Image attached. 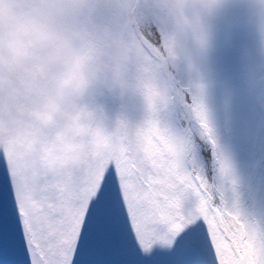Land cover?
<instances>
[{
  "label": "snow or ice",
  "instance_id": "obj_1",
  "mask_svg": "<svg viewBox=\"0 0 264 264\" xmlns=\"http://www.w3.org/2000/svg\"><path fill=\"white\" fill-rule=\"evenodd\" d=\"M255 2L264 38V0ZM223 3L38 0L67 44L91 57L81 103L110 133L109 146L56 163L21 150L22 140L50 132L30 122L26 88L0 76V264H264V229L226 204L195 155L198 136L234 187L221 138L244 87L264 89V67L215 46ZM147 126L171 152L145 154Z\"/></svg>",
  "mask_w": 264,
  "mask_h": 264
},
{
  "label": "clouds",
  "instance_id": "obj_2",
  "mask_svg": "<svg viewBox=\"0 0 264 264\" xmlns=\"http://www.w3.org/2000/svg\"><path fill=\"white\" fill-rule=\"evenodd\" d=\"M38 0H0V76L5 83L18 84L51 63L57 66L52 91L29 109V118L50 135L42 142L22 140L19 148L38 152L56 163L75 158L83 151L104 150L110 133L95 113L82 103L66 106L67 101H81L91 86V57L85 50L67 44L43 12ZM166 138L155 126L141 134V146L148 155L158 136Z\"/></svg>",
  "mask_w": 264,
  "mask_h": 264
},
{
  "label": "rangeland",
  "instance_id": "obj_3",
  "mask_svg": "<svg viewBox=\"0 0 264 264\" xmlns=\"http://www.w3.org/2000/svg\"><path fill=\"white\" fill-rule=\"evenodd\" d=\"M260 18L261 9L255 0H224L212 20L217 49L226 51L233 62L242 60L246 66L264 67ZM56 71L53 62L46 71L18 83L31 97L29 109L52 91ZM102 102L109 107L119 103L112 98H103ZM77 103L81 101H67L66 106L71 108ZM229 127L230 131L222 136L221 144L231 162L235 186L219 179L211 148L207 168L202 163L201 168L211 183L222 188L224 200L230 208L239 212L248 223L264 229V89L244 87L237 95ZM155 134L159 144H152L148 156L159 159L165 152L172 151V145L167 138Z\"/></svg>",
  "mask_w": 264,
  "mask_h": 264
},
{
  "label": "trees",
  "instance_id": "obj_4",
  "mask_svg": "<svg viewBox=\"0 0 264 264\" xmlns=\"http://www.w3.org/2000/svg\"><path fill=\"white\" fill-rule=\"evenodd\" d=\"M195 155L199 167L201 168L200 164L202 163L207 168L208 159L211 157L210 147L204 141L200 140L198 136L196 138Z\"/></svg>",
  "mask_w": 264,
  "mask_h": 264
}]
</instances>
